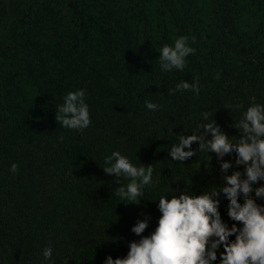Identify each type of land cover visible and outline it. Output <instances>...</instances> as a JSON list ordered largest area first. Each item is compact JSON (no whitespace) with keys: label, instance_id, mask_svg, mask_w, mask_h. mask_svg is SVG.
I'll return each instance as SVG.
<instances>
[{"label":"rangeland","instance_id":"rangeland-1","mask_svg":"<svg viewBox=\"0 0 264 264\" xmlns=\"http://www.w3.org/2000/svg\"><path fill=\"white\" fill-rule=\"evenodd\" d=\"M263 59L264 0H0V119L32 152L51 151L68 190L75 174L99 190L112 173L114 192L144 217L130 178L168 186L163 153L180 195L159 191L169 204L148 227L170 229L176 264H221L213 252L224 260L236 245L246 254L264 228V81L245 87L254 111L230 112L225 95L237 89L217 67L238 71L239 82ZM198 86L211 93L189 101L205 102L204 145L170 144L164 105L175 111ZM180 149L206 180L213 211L201 200L198 213L184 209L191 192ZM186 218L192 238L181 230Z\"/></svg>","mask_w":264,"mask_h":264},{"label":"trees","instance_id":"trees-1","mask_svg":"<svg viewBox=\"0 0 264 264\" xmlns=\"http://www.w3.org/2000/svg\"><path fill=\"white\" fill-rule=\"evenodd\" d=\"M250 63L251 72L243 74L239 82L234 80L239 75L238 71L233 68L226 71L227 66L217 67L237 89L236 96L225 95L230 112L254 111L249 105L253 94L245 87L251 83L262 82L260 84L263 85L264 59ZM258 66H261V78L253 82ZM191 93L180 101L175 111L164 105L161 119L168 127L166 136L170 144L179 143L186 148L189 147L187 144L203 147L207 108L203 106L204 101H199L192 109L189 101L195 100L192 97H195L194 93L198 95L197 100L209 97L211 93L207 94L200 86ZM151 94L162 97L160 91L153 90ZM194 118L198 120L194 121ZM176 119L180 121L178 125ZM183 121L188 125L186 129L180 126ZM19 133L20 129H14L10 123L0 119V264H176L170 253L176 248L170 229L158 222L152 228L147 225L149 220H155L154 217L160 219L164 215L160 211L161 206L169 204L158 199L159 191L160 194L165 191L163 197L180 195L177 186L173 185L163 153L159 158L160 168L170 182L168 186L158 182L146 183L136 176L130 178L136 199L148 207L149 215L144 217L114 192L117 180L112 173H107L102 179L99 190L92 186L91 181L86 182L80 174H75L68 190L53 173V164L56 163L49 159L51 151L48 148L42 151L40 149L45 148L39 146L38 153L32 152L30 143L17 140ZM42 152L43 155L40 154ZM178 155L180 169L191 192L190 198L183 202L184 209L192 212L196 209L194 202L201 200L213 211L216 203L206 188V180L198 181L185 150L180 149ZM21 163L22 166L18 167ZM122 165L127 167L126 163ZM184 220L181 230L192 238L187 225L189 222L187 218ZM262 223L264 227V219ZM153 233L155 235L150 237ZM238 248L235 245L224 260L214 252L213 258L221 264H235V255L240 264H264V228L259 233L255 249L244 254Z\"/></svg>","mask_w":264,"mask_h":264}]
</instances>
